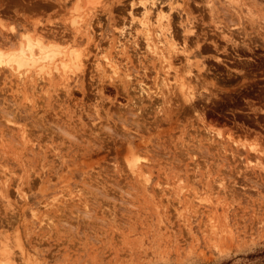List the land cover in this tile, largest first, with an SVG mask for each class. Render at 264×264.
<instances>
[{"label": "rangeland", "instance_id": "obj_1", "mask_svg": "<svg viewBox=\"0 0 264 264\" xmlns=\"http://www.w3.org/2000/svg\"><path fill=\"white\" fill-rule=\"evenodd\" d=\"M0 22L82 60L0 69V264H264V0H0Z\"/></svg>", "mask_w": 264, "mask_h": 264}, {"label": "bare ground", "instance_id": "obj_2", "mask_svg": "<svg viewBox=\"0 0 264 264\" xmlns=\"http://www.w3.org/2000/svg\"><path fill=\"white\" fill-rule=\"evenodd\" d=\"M70 26L71 27L77 26L76 18L71 19ZM0 27L3 28V25L1 24V22H0ZM140 27H141V33L140 34L143 36V39H144V42H145V46H146L147 52H149V54H151V56L155 55L154 57H156V58L159 59V56L161 57L162 54H161V52H157L158 51V48L155 47V42L156 41L154 42L153 39L151 38L152 35H153L152 34L153 33V29H151V27L149 26V24H147L146 22H141ZM10 31H12L11 33H12V37L14 38V41L11 42L12 40H10L8 42H4L3 41V43H0V69H6V71H8L10 74L13 73L18 79H23L24 77L31 78V76H33V75H36L38 79H43L44 75L47 76L46 78H52L54 74H56L57 76H60V77L63 76V75L65 77H67V75H68L67 72L69 71V66H71L74 69V72L76 70H75V68L72 65H74L75 67H77L76 68L77 71H79V69L81 68L80 67L81 66L80 62L82 60L81 59L79 60V57L77 56L78 54L74 55V52H73V54L70 52L71 54L65 57L66 60H61L60 59L61 60L60 61V64H58V63L55 64V62H54L53 64H55V65H52V66L49 67L48 66V62L49 63L52 62L54 60V58L59 57V54L61 53V52H58L56 50V47L54 45L49 44V43H46L45 40H44V38H41V37H38V36L36 38H32L31 35H29V33L28 34L27 33L26 34H23L21 37L17 36V39H15V33H14L15 30H14V28H10ZM74 31L75 32H79L80 30H79V28H76L75 27ZM163 32H162V34H163ZM163 35H164L163 36V41H164L163 43H165L166 46H169L166 49H168L167 51L169 52V54L170 53H173V56L172 57H174V53H177L176 45L173 43V41L172 42H168V41H170L171 38L167 41L166 35L165 34H163ZM0 41H2V40H0ZM167 43H168V45H167ZM165 45H163V46H165ZM166 49H165V51H166ZM62 58H64V56ZM161 58H164V57H161ZM105 60H106V58H105ZM164 62L167 65L170 66V61L168 59H166L164 61L162 60V63H164ZM114 63H115V61H114ZM105 64L110 69V73H111L112 76L117 75L118 72H117L116 66L113 65V62L111 60H108ZM71 67H70V69H72ZM166 71H168V68H167ZM70 72L71 71H69V73ZM66 79H68V78H64L63 80H66ZM164 79H166V78H164ZM179 79L180 80L178 81L179 82L178 83L179 84L178 91H179L180 96H181L180 98H182V103H183V100L186 102V103L184 102L185 104L188 103L187 104V107H185V108H187L188 110H190L192 113H195L196 112V109L194 107L195 105H193V103H194L193 102V99H195V96H194L195 94L193 93V91L190 88V86L185 83L184 78L181 79V77H179ZM173 80H175V78ZM159 83H161V82H159ZM163 84H164L165 88L166 87L168 89L170 88V86L167 83L164 82ZM161 88H163V87H161ZM174 88H176V87H174ZM139 89L141 90L142 87L139 88ZM156 90H158V92H154L153 95L154 96H158V95L161 96L162 93H161L160 87H157L156 86ZM144 92H147V91H144ZM141 93H142V90H141ZM139 94H140V92H139ZM162 95H165V94H162ZM139 96L141 98L144 97V96L142 97L141 94ZM146 97H148V93L146 94ZM163 100H167V98L166 99H163ZM141 102L142 101L139 100L138 102L133 103L131 105V107H134L133 108L134 113H137L138 112L139 113V116H141L142 112L144 113V111H145V109L142 108V103ZM150 109H151V107H150ZM153 110H155V109H153ZM157 110H158V114L162 112L161 111L162 110L161 109V105H158L157 106ZM130 111L131 110H129V114H133ZM183 111H186V109H183ZM136 159L137 158H131V160H130L128 158L126 160L127 165H128V168L132 172H133L132 169L135 166L134 163H135V161L138 160V159L137 160Z\"/></svg>", "mask_w": 264, "mask_h": 264}]
</instances>
